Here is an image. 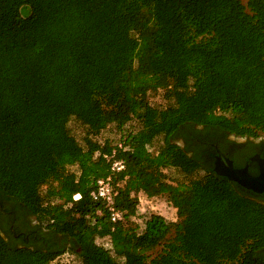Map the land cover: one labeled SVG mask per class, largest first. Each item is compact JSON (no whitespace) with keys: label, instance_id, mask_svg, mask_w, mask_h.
I'll return each instance as SVG.
<instances>
[{"label":"trees","instance_id":"16d2710c","mask_svg":"<svg viewBox=\"0 0 264 264\" xmlns=\"http://www.w3.org/2000/svg\"><path fill=\"white\" fill-rule=\"evenodd\" d=\"M186 126L264 134V0H0V199L63 238L0 234V264H264V203L178 144ZM106 178L116 223L91 197Z\"/></svg>","mask_w":264,"mask_h":264},{"label":"flooded vegetation","instance_id":"af4514ba","mask_svg":"<svg viewBox=\"0 0 264 264\" xmlns=\"http://www.w3.org/2000/svg\"><path fill=\"white\" fill-rule=\"evenodd\" d=\"M176 141L239 192L264 203V134L240 137L214 128L186 126ZM251 179L261 182L255 184ZM0 234L18 248L61 247L63 243L62 237L48 233L19 203L8 198L0 199Z\"/></svg>","mask_w":264,"mask_h":264},{"label":"built area","instance_id":"2783aa9c","mask_svg":"<svg viewBox=\"0 0 264 264\" xmlns=\"http://www.w3.org/2000/svg\"><path fill=\"white\" fill-rule=\"evenodd\" d=\"M124 168H125L124 163L120 160H115L111 164V171H113V172H117V173L122 172L124 170ZM91 197L94 201H102L108 206L110 220L113 223H116V222L121 220L122 213L114 207L113 186L111 184V178L99 179L96 183L95 189L91 193ZM80 198H81V196L79 194H77L73 197V200L77 201ZM151 201L153 204H155L156 208L153 205L150 209L156 210L158 213H160L159 212L160 207H158V202H160V199H150V198H147L145 196H140L139 197V206H138V211H137L138 214H140V215L141 214H150V212L146 209L145 204L146 203L149 204V203H151ZM154 201H157V203H154ZM163 204H165V203H163ZM166 207H168V206L166 205ZM160 215H163V214L160 213ZM100 241L105 242V246L110 247V245L107 241H103V239H101ZM61 258H62V256H60L58 258L60 260L59 262H61V263H69L72 261V259L70 261H62Z\"/></svg>","mask_w":264,"mask_h":264},{"label":"rangeland","instance_id":"374dc122","mask_svg":"<svg viewBox=\"0 0 264 264\" xmlns=\"http://www.w3.org/2000/svg\"><path fill=\"white\" fill-rule=\"evenodd\" d=\"M151 103L154 106L163 105L164 101H163V98H162V94L159 93L156 96L152 97ZM74 133H75L77 139L81 141V136H83L81 128L80 129H76ZM119 136H120L119 134H117V133L112 131L111 133L108 132L105 137H107L109 140H112L113 142L114 141L116 142V141L119 140ZM166 173L167 174L169 173V175H172L174 178L179 179L178 176L173 174L172 172H166ZM154 203H157V201H154ZM163 203H164L163 199H160V202H158V207H160L159 212L161 214H163L164 216H166L168 218V220H170V219L173 220L174 219V211L172 210V208H170V206L166 207V205L163 204ZM145 205H146L145 206L146 209L150 213L160 214L156 210L150 209L153 205L155 206V204H153L152 201H151V203H149V204L146 203ZM155 208H156V206H155ZM103 244L105 245V242ZM60 256H62V258H61L62 261H70L71 259H73L72 264H80L78 259H75V257L73 255H71L69 252H65L64 254H62Z\"/></svg>","mask_w":264,"mask_h":264},{"label":"water","instance_id":"95a60500","mask_svg":"<svg viewBox=\"0 0 264 264\" xmlns=\"http://www.w3.org/2000/svg\"><path fill=\"white\" fill-rule=\"evenodd\" d=\"M250 182H253V183H257L258 182V184L261 182V179H257V180H254V179H251V180H249ZM252 188H254V187H252Z\"/></svg>","mask_w":264,"mask_h":264}]
</instances>
